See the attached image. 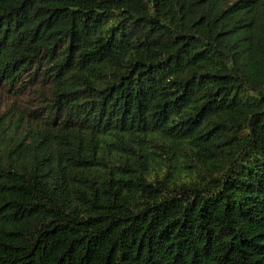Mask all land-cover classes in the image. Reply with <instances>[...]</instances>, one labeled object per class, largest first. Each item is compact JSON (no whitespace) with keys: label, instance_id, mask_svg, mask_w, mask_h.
<instances>
[{"label":"trees","instance_id":"1","mask_svg":"<svg viewBox=\"0 0 264 264\" xmlns=\"http://www.w3.org/2000/svg\"><path fill=\"white\" fill-rule=\"evenodd\" d=\"M0 264H264V0H0Z\"/></svg>","mask_w":264,"mask_h":264},{"label":"rangeland","instance_id":"2","mask_svg":"<svg viewBox=\"0 0 264 264\" xmlns=\"http://www.w3.org/2000/svg\"><path fill=\"white\" fill-rule=\"evenodd\" d=\"M29 96L18 98L5 91H0V113L8 109L12 104H16L18 108H23L29 105Z\"/></svg>","mask_w":264,"mask_h":264}]
</instances>
